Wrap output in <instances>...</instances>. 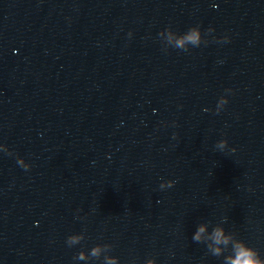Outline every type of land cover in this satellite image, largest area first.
I'll use <instances>...</instances> for the list:
<instances>
[{"label": "water", "instance_id": "obj_1", "mask_svg": "<svg viewBox=\"0 0 264 264\" xmlns=\"http://www.w3.org/2000/svg\"><path fill=\"white\" fill-rule=\"evenodd\" d=\"M240 240L264 260V0H0V264H226Z\"/></svg>", "mask_w": 264, "mask_h": 264}, {"label": "clouds", "instance_id": "obj_2", "mask_svg": "<svg viewBox=\"0 0 264 264\" xmlns=\"http://www.w3.org/2000/svg\"><path fill=\"white\" fill-rule=\"evenodd\" d=\"M213 30V29H212ZM200 29L199 27H192L188 30V35L186 36V40L193 43L197 47L199 46V36H200ZM227 37L224 38V41L227 42ZM184 40H179L177 42L178 48H183ZM225 104L228 103V100L224 101ZM218 113V112H217ZM228 146L227 140H221L216 144V148L223 152L225 147ZM232 153L236 151L235 148H232L230 150ZM30 168V167H29ZM29 168L25 169L28 170ZM175 184V181H167L165 183H162L160 185L161 189L166 188H172ZM205 227L200 226L198 230L193 235L192 239L194 242L200 243L202 234L205 232ZM83 239L82 235H71L67 238L66 244L68 247H72L74 244L80 243V241ZM212 241L216 245H225L227 246L229 243V238L224 236V230L221 228H215L213 230V236ZM209 248L211 249V245H209ZM212 254L214 256H219L221 254V249L219 247L211 249ZM100 254V249L98 247L93 248L91 251L92 256L98 257ZM234 255V258H233ZM233 255H229L226 258V264H264V260L260 258L259 252L248 246L244 241L240 240L237 241L233 245ZM74 259H85L84 255L82 253L78 254L74 257ZM107 264H117V261L115 259H108ZM149 264H154V262L150 261Z\"/></svg>", "mask_w": 264, "mask_h": 264}]
</instances>
